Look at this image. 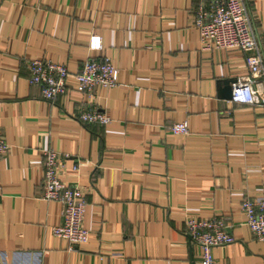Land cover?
Instances as JSON below:
<instances>
[{
	"label": "crops",
	"instance_id": "crops-1",
	"mask_svg": "<svg viewBox=\"0 0 264 264\" xmlns=\"http://www.w3.org/2000/svg\"><path fill=\"white\" fill-rule=\"evenodd\" d=\"M211 1L0 0V264H200L186 215L220 219L233 235L213 248L214 264H264L241 206L264 193V103L220 96L248 71L239 49L201 48L195 11ZM244 1L264 59V0ZM102 55L118 85L93 100L70 89L49 101L28 82L32 58L74 73ZM93 107L110 122L81 123ZM182 121L188 133H171ZM45 149L66 156L61 177L85 192L86 242L51 231L63 207L40 196Z\"/></svg>",
	"mask_w": 264,
	"mask_h": 264
},
{
	"label": "built area",
	"instance_id": "built-area-1",
	"mask_svg": "<svg viewBox=\"0 0 264 264\" xmlns=\"http://www.w3.org/2000/svg\"><path fill=\"white\" fill-rule=\"evenodd\" d=\"M194 26L199 31L203 50L236 48L246 53L248 73L234 82L230 100L250 105L263 104L264 90L260 89L257 79L264 82V59L245 1L212 0L208 9L200 4L195 11ZM88 47L99 50L100 36L91 34ZM27 68L29 84L38 85L42 97L49 101L66 96L70 89L93 100L98 88L108 89L118 85V68L109 55L86 58L74 73H70L64 64L44 57L30 59ZM78 119L84 124L110 122L106 113L94 107L81 111ZM169 130L175 135L187 134V122H173ZM8 150L9 144L0 133V156L6 155ZM42 155L44 171L40 196L57 200L63 207L61 222L51 227L52 233L66 239L70 246L86 242L90 231L83 225L87 205L85 192L76 181L61 177L66 156L53 149L43 150ZM72 169L78 170V163L75 162ZM241 206L250 232L264 243V193L244 196ZM185 223L191 239L201 248L200 264H214L213 248L234 240L220 219H198L186 215Z\"/></svg>",
	"mask_w": 264,
	"mask_h": 264
},
{
	"label": "water",
	"instance_id": "water-1",
	"mask_svg": "<svg viewBox=\"0 0 264 264\" xmlns=\"http://www.w3.org/2000/svg\"><path fill=\"white\" fill-rule=\"evenodd\" d=\"M233 81L231 80H224L222 82L223 86L220 88V96H222L223 98L226 99H230L231 98V92H232V83Z\"/></svg>",
	"mask_w": 264,
	"mask_h": 264
}]
</instances>
